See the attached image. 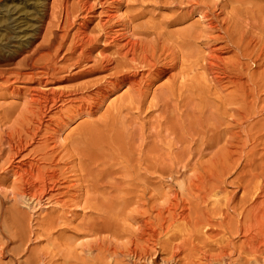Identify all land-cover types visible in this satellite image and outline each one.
<instances>
[{
  "label": "bare ground",
  "instance_id": "6f19581e",
  "mask_svg": "<svg viewBox=\"0 0 264 264\" xmlns=\"http://www.w3.org/2000/svg\"><path fill=\"white\" fill-rule=\"evenodd\" d=\"M133 1L134 8L153 3L157 9H166L170 13L152 15L147 21L137 23L142 13L134 9V16L117 14V0H62L59 4L60 14L65 16L64 26H72L75 18L83 13L96 14L99 10L97 34L91 37L80 22L74 47L100 40H103L102 45L115 46L110 56L99 52L101 68L110 80L96 89L95 100L126 85L122 99L141 106L152 95L159 116L169 123L167 110L176 111L185 105L183 89L190 73L199 70L202 79L209 78L207 92L211 88L230 89L226 96L217 98V104L209 110L201 125L193 121L179 128L184 130L178 139L183 153H178L173 160L176 165L188 162L183 163V168L189 166L194 173V179L185 190L194 194L193 201L181 205L175 195L171 203L157 211V221L150 224L149 219L142 221L143 230L137 238L151 243L153 249L169 250L173 259H179L192 249L197 261L186 259L188 264H264V69L258 72L249 65L252 63L257 69L264 66V40L255 31L252 32L256 37L249 34L250 23L241 21V11L247 10L231 7L237 0ZM194 14L198 15L195 21L178 27ZM197 47L200 48L194 50ZM51 71L53 65L40 73L47 77ZM165 76L166 80L152 90L154 83ZM1 80L9 81L4 76ZM45 82L39 79L37 88L45 89ZM67 96L72 93L50 88L33 91L26 101L28 108L23 117H28L27 120L39 130L48 120L50 110L58 107L59 102L79 100L76 97L64 99ZM10 116L11 113H7L4 118ZM88 131L90 148L83 149L85 152L92 154L96 150L113 149L116 144V150L126 162H132L127 154L130 150L127 142L113 138L106 140L97 131ZM37 136V132L31 135L32 140ZM37 142L48 146L44 140ZM182 142L186 144L182 145ZM24 143H27L25 139L14 140L11 136L1 142L14 149L15 155L25 148ZM96 156L108 160L104 153ZM110 161L113 159L106 162ZM139 162H142L145 174H149L150 169L152 174L158 175L178 173L165 170L159 164ZM68 163L69 158L63 160L52 153L47 158L14 165L11 172L17 184L11 186L12 200L20 203L32 200L34 205H39L41 197L62 190L55 194L59 196L57 203L61 207L82 206L103 213L106 206L114 204H104L93 194H102L104 189L117 192V186H126L134 192V171L129 170V163L124 167L126 173L121 179L107 171L91 172L94 175L93 194L83 183L79 186L68 185L69 181L65 183L64 166ZM145 174L143 180L148 181ZM74 178L77 183L81 181L79 175ZM60 197L73 199L63 201ZM129 201L133 202V199L129 197L123 203L127 205ZM60 220L64 224L68 222L62 217ZM85 227L86 235L97 237L95 242L99 245L113 244L109 238L100 235L118 237L110 221L99 214L94 215ZM134 254L132 249L126 256L134 259Z\"/></svg>",
  "mask_w": 264,
  "mask_h": 264
},
{
  "label": "rangeland",
  "instance_id": "374dc122",
  "mask_svg": "<svg viewBox=\"0 0 264 264\" xmlns=\"http://www.w3.org/2000/svg\"><path fill=\"white\" fill-rule=\"evenodd\" d=\"M61 1L0 0V264H188L186 259L196 262L192 249L179 259H173L169 250L153 249L151 243L137 236L143 230L140 226L142 221L149 219L148 224L157 221V211L171 203L175 195L181 205L193 201L194 194L185 190L194 179V173L189 166L183 168V163L188 162L176 165L173 160L178 153H183L178 139L184 130L179 128L193 121L201 125L209 110L217 104V98L226 96L230 89L211 88L207 92L209 78L202 79L199 70L190 73L183 89L185 105L176 111L172 108L167 110L169 123L159 116L158 107L151 100L152 95L141 106L122 99L126 85L116 87L99 101L95 100L96 89L107 85L110 80L108 73L101 68L99 52L110 56L115 46L102 45L103 40H100L74 47L75 32L80 22L91 37L97 34L99 10L96 14L83 13L75 18L72 26H64L65 16L59 12ZM117 3L119 15L134 16V9L140 11L142 15L137 23L147 21L152 15L157 17L170 13L166 9H157L153 3L135 8L133 0H117ZM237 6L247 10L241 11V21L250 23L249 34L256 37L252 32L255 31L264 40V0L231 3V7ZM197 18L198 15L194 14L178 27L188 26ZM50 65H53V71L42 77L40 71ZM249 65L258 72L264 69V66L257 69L252 63ZM3 76L9 81L1 80ZM166 77L155 82L152 90ZM39 79L46 81L45 89L37 88ZM48 88L72 93L64 99L76 97L79 100L59 102L37 130L36 125L27 120L28 117H23L24 110L28 108L26 101L33 91ZM7 113L11 116L4 118ZM168 127L171 129L167 130ZM88 130L97 131L106 140L113 138L127 142L130 147L127 154L132 162H126L116 150V144L113 149L96 150L92 154L85 152L83 149L90 148ZM36 132L38 136L32 140L31 135ZM7 136L26 140L25 148L18 155L14 149L1 144ZM42 140L48 146L37 142ZM52 153L63 160L69 158V163L64 166L65 183L69 181L68 185L77 186L83 183L92 194L94 175L91 172L107 171L121 179L126 173L124 167L129 163V170L134 171V192L126 186H117V192L104 189L102 194H93L104 204H114L112 207L105 205L103 213L83 209L82 206L61 207L57 203L59 196L55 194L62 190L41 197L39 205H34L32 198H27L30 200L27 203L13 201L11 186L16 185L17 180L11 168L21 161L47 158ZM102 153L113 161L107 163L104 158L98 159L96 155ZM141 160L178 173L158 175L152 174L150 169L149 174H145ZM189 163L192 164L191 161ZM143 173L148 181L143 180ZM78 175L79 183L74 178ZM129 197L133 202L125 205L123 202ZM60 198L63 201L73 199ZM98 214L110 221L118 236L114 239L110 234L100 235L109 238L112 245H99L95 242L97 237L86 235V224ZM61 217L68 222L64 224ZM132 249L134 259L126 256Z\"/></svg>",
  "mask_w": 264,
  "mask_h": 264
}]
</instances>
